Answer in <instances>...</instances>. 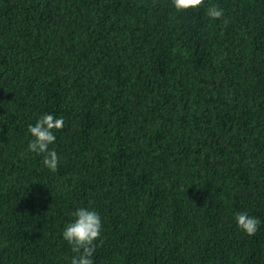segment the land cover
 <instances>
[{
  "label": "trees",
  "instance_id": "trees-1",
  "mask_svg": "<svg viewBox=\"0 0 264 264\" xmlns=\"http://www.w3.org/2000/svg\"><path fill=\"white\" fill-rule=\"evenodd\" d=\"M215 2V0H214ZM0 0V264H69L79 206L95 264H264V0ZM64 117L56 171L27 126ZM50 147H52L50 145Z\"/></svg>",
  "mask_w": 264,
  "mask_h": 264
},
{
  "label": "clouds",
  "instance_id": "clouds-1",
  "mask_svg": "<svg viewBox=\"0 0 264 264\" xmlns=\"http://www.w3.org/2000/svg\"><path fill=\"white\" fill-rule=\"evenodd\" d=\"M172 8L176 12L186 10L205 9V14L210 20H221L227 23L225 9L218 0H171ZM64 127V117L56 116L53 112L41 114L34 123L27 126L30 136L27 145L28 151L41 156L42 164L50 171H56L59 155L55 150L57 140L56 132ZM50 145L52 147H50ZM72 219L62 228V239L70 246L73 255L69 264H95L94 253L98 238L102 234L103 223L100 213L92 207L79 206L71 213ZM236 227L245 235H255L261 223L258 216L247 211H237L235 214Z\"/></svg>",
  "mask_w": 264,
  "mask_h": 264
}]
</instances>
